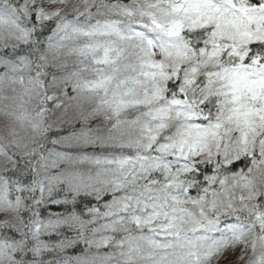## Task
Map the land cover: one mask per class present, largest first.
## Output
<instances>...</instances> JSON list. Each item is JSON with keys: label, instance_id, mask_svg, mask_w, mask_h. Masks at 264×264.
<instances>
[{"label": "snow or ice", "instance_id": "snow-or-ice-1", "mask_svg": "<svg viewBox=\"0 0 264 264\" xmlns=\"http://www.w3.org/2000/svg\"><path fill=\"white\" fill-rule=\"evenodd\" d=\"M38 25L53 32L39 47ZM62 87L117 117L134 149L97 161L103 179L41 151ZM9 153L43 179L0 174V264H264V0H0ZM45 180L107 202L36 221L25 207Z\"/></svg>", "mask_w": 264, "mask_h": 264}, {"label": "rangeland", "instance_id": "rangeland-1", "mask_svg": "<svg viewBox=\"0 0 264 264\" xmlns=\"http://www.w3.org/2000/svg\"><path fill=\"white\" fill-rule=\"evenodd\" d=\"M52 34L53 32L51 31L50 35L44 39L45 43H47L48 38ZM52 67L53 69L48 79L50 82H55V75H59V70L61 72L63 70L58 66L52 65ZM49 95L53 97L54 104L47 110L45 123L46 135L50 132L52 137L46 141L45 135V138L41 141L43 144L41 151L49 162L55 159L56 154H71L78 159L77 168L80 173L86 177L95 178L99 176L103 179L109 174L111 166L106 163L97 164V161L104 162L123 158L134 151L128 143L127 134L118 130L117 117L100 108L94 98H82L76 101L78 94L72 91L71 95H69L68 89L63 87L60 92H50ZM74 113L85 114L87 117L86 121L82 124L80 120L72 119ZM134 118V116L120 117L121 120ZM81 127L88 130L91 139L83 144L68 143L67 138L73 132L79 131ZM9 157H11L10 160L0 157V174H3L7 170L8 165L18 156L9 153ZM63 166V163H61L59 167ZM51 170L57 171L58 168ZM36 178L43 179L42 176ZM60 187H63V185L49 186L45 180V191L43 194L39 192L36 203H47L50 192ZM65 192L69 194L67 191ZM82 193L95 195L92 189L85 188H81L75 195ZM25 211H30L29 217L39 222H46L54 217L41 216L42 214L38 212L35 202L33 205L29 204L26 206Z\"/></svg>", "mask_w": 264, "mask_h": 264}, {"label": "trees", "instance_id": "trees-1", "mask_svg": "<svg viewBox=\"0 0 264 264\" xmlns=\"http://www.w3.org/2000/svg\"><path fill=\"white\" fill-rule=\"evenodd\" d=\"M54 24H52V29H53ZM51 29L49 30H45L43 27L41 26H37L36 28V33L37 35H34L33 39L38 41V45L37 47H39L40 44H46L44 42V39L50 35L51 33ZM49 68L53 69L52 65H49ZM63 75V72H61L59 70V75H55L56 80H59L60 77ZM50 76V75H49ZM52 137V135L50 134V132L46 135L45 140H49ZM16 172L18 175L17 176H13L12 179L16 180L19 177H29V179H37L34 175V173H32V168L31 166L28 164L27 160L18 157H15L13 159V161L8 165L7 170L4 173H13ZM31 173V175H30ZM39 189L37 190L36 194H35V199L31 200L30 205H33L35 202V206L38 208V212L41 214L43 213L41 216H55L58 212V210L62 207V206H71L73 204L76 203H83L86 207L87 206H91V205H103L107 202V198L108 197H100L97 198L95 195L92 194H77V195H70L67 194L65 192V190L63 189V187H60L56 190H54L53 192H50L49 197H48V202L47 203H36L37 202V198L39 195ZM57 193H63L62 195H56ZM31 199V198H30ZM90 202V203H89ZM31 209V207H30ZM28 215L30 214V211H28Z\"/></svg>", "mask_w": 264, "mask_h": 264}]
</instances>
